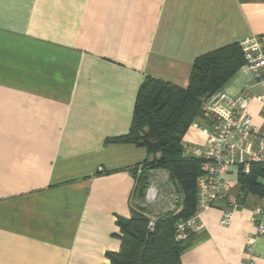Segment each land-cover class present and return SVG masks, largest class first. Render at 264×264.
<instances>
[{
  "label": "crops",
  "instance_id": "0c3cea01",
  "mask_svg": "<svg viewBox=\"0 0 264 264\" xmlns=\"http://www.w3.org/2000/svg\"><path fill=\"white\" fill-rule=\"evenodd\" d=\"M255 36L264 0H0V264H110L148 156L108 141L129 133L141 84L187 88L197 58ZM246 87L264 135V81L244 66L217 93ZM211 132L202 116L184 143ZM225 179L242 192L237 171ZM263 198L247 195L228 225V202L202 210L182 264H247ZM255 252L264 264V236Z\"/></svg>",
  "mask_w": 264,
  "mask_h": 264
},
{
  "label": "trees",
  "instance_id": "16d2710c",
  "mask_svg": "<svg viewBox=\"0 0 264 264\" xmlns=\"http://www.w3.org/2000/svg\"><path fill=\"white\" fill-rule=\"evenodd\" d=\"M240 43V42H239ZM232 44L196 59L189 85L180 88L147 77L141 84L128 134L108 143H132L145 148L148 158L142 168L164 170L177 197L176 208L155 212L144 206L148 188L146 176L136 179L131 217H118L121 248L107 253L110 264H182V254L192 245L193 229L178 241V225L197 213L198 178L203 160L187 155L184 138L192 124L203 115L205 100L216 94L242 67L245 60L240 44ZM244 199L249 194L264 197V168L254 165L250 174L239 173Z\"/></svg>",
  "mask_w": 264,
  "mask_h": 264
},
{
  "label": "built area",
  "instance_id": "2783aa9c",
  "mask_svg": "<svg viewBox=\"0 0 264 264\" xmlns=\"http://www.w3.org/2000/svg\"><path fill=\"white\" fill-rule=\"evenodd\" d=\"M245 66L257 81H264V36L248 37L240 41ZM259 102L264 105V93L259 96ZM252 96L246 87L236 97H230L219 92L204 101L202 112L211 124V139L207 144H184L187 155L203 160V174L198 178L197 213L187 222L178 225L177 240L187 236V230L195 231L203 228L199 223L202 210L212 208L218 201H226L229 207L225 210L221 224L228 225L233 214L244 206L242 192L233 191L232 185L225 176L235 170L244 175L250 174L254 165L264 168V135L260 134L249 111ZM197 131L202 127L195 125ZM157 190L149 189L144 206L157 203ZM174 204L164 211L176 208L177 197L173 196ZM253 221L257 225V233L247 241V264H256L255 246L259 237L264 236V198L261 204L251 209Z\"/></svg>",
  "mask_w": 264,
  "mask_h": 264
},
{
  "label": "rangeland",
  "instance_id": "374dc122",
  "mask_svg": "<svg viewBox=\"0 0 264 264\" xmlns=\"http://www.w3.org/2000/svg\"><path fill=\"white\" fill-rule=\"evenodd\" d=\"M138 176H146L148 182V188L146 189L145 193V200L142 204L146 203V196L152 187L156 189L158 200L157 203L155 202L151 207H154L155 212H163L167 208H171L174 204L173 196L176 194L173 184L170 182L169 173L164 170H155L149 169L147 167H143ZM136 203H139L136 201Z\"/></svg>",
  "mask_w": 264,
  "mask_h": 264
}]
</instances>
